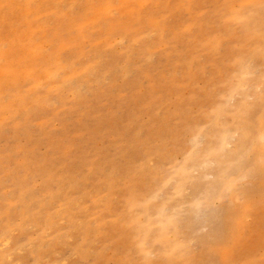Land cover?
Segmentation results:
<instances>
[{"label": "rangeland", "instance_id": "obj_1", "mask_svg": "<svg viewBox=\"0 0 264 264\" xmlns=\"http://www.w3.org/2000/svg\"><path fill=\"white\" fill-rule=\"evenodd\" d=\"M0 264H264V0H0Z\"/></svg>", "mask_w": 264, "mask_h": 264}, {"label": "bare ground", "instance_id": "obj_2", "mask_svg": "<svg viewBox=\"0 0 264 264\" xmlns=\"http://www.w3.org/2000/svg\"><path fill=\"white\" fill-rule=\"evenodd\" d=\"M222 183H223V182H222ZM222 183H221V184H222ZM258 187H260V186H258Z\"/></svg>", "mask_w": 264, "mask_h": 264}]
</instances>
